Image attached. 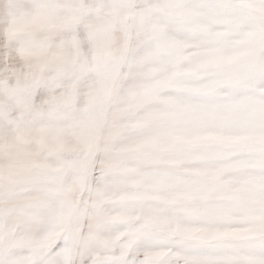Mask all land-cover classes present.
Wrapping results in <instances>:
<instances>
[{
  "label": "snow or ice",
  "instance_id": "1",
  "mask_svg": "<svg viewBox=\"0 0 264 264\" xmlns=\"http://www.w3.org/2000/svg\"><path fill=\"white\" fill-rule=\"evenodd\" d=\"M0 264H264V0H0Z\"/></svg>",
  "mask_w": 264,
  "mask_h": 264
}]
</instances>
